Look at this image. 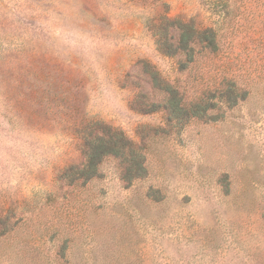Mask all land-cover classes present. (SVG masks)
Wrapping results in <instances>:
<instances>
[{"label": "rangeland", "instance_id": "obj_1", "mask_svg": "<svg viewBox=\"0 0 264 264\" xmlns=\"http://www.w3.org/2000/svg\"><path fill=\"white\" fill-rule=\"evenodd\" d=\"M0 264H264V0H0Z\"/></svg>", "mask_w": 264, "mask_h": 264}, {"label": "trees", "instance_id": "obj_2", "mask_svg": "<svg viewBox=\"0 0 264 264\" xmlns=\"http://www.w3.org/2000/svg\"><path fill=\"white\" fill-rule=\"evenodd\" d=\"M202 32H209L211 35L207 38L216 39V33L213 30L209 29ZM202 32H198V36ZM186 37L182 35L180 38L185 45L188 40ZM186 48L184 47V49ZM189 50L185 51L186 56L191 55ZM77 137L85 160L78 171L80 176L85 178L94 176L98 165L107 156L118 161L120 180L125 184H130L146 170L142 148L130 140L121 129L105 125L102 122H91L90 126L82 125L77 132Z\"/></svg>", "mask_w": 264, "mask_h": 264}]
</instances>
